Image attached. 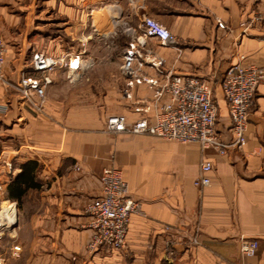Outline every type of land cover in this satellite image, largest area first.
Here are the masks:
<instances>
[{"label":"crops","instance_id":"1","mask_svg":"<svg viewBox=\"0 0 264 264\" xmlns=\"http://www.w3.org/2000/svg\"><path fill=\"white\" fill-rule=\"evenodd\" d=\"M23 1L0 0L9 78L25 66L32 50H42L32 48L27 38L8 34L12 27L18 32L16 22L30 14ZM51 1L64 16L69 35L75 27L71 1L65 0L68 6L64 0ZM139 1L145 14L148 10L175 40L164 46L150 38L149 45L164 57L167 69L210 83L218 106L217 130L228 137L221 80L240 55L244 66L264 68V21L256 18L264 20V0H152L160 5L156 9L151 0ZM147 72L156 75L152 69ZM77 80L55 72L40 112L0 85V103L7 105L0 113V206L10 211L0 264H264V78L248 113L245 146L224 155L195 143L108 131L111 114L122 113L129 123L139 115L152 120L168 106V95L156 97V88L142 84L133 86L126 98L122 76L115 112L104 115L101 103L107 96L97 93L90 103ZM202 159L210 160L212 169L209 185L198 187L193 181ZM26 162L33 185L18 200L15 193L24 185L16 179ZM108 165L121 170L141 212L131 216L123 249L88 252L91 231L83 209L101 194L99 175ZM242 236L258 241L254 256L240 254Z\"/></svg>","mask_w":264,"mask_h":264},{"label":"built area","instance_id":"2","mask_svg":"<svg viewBox=\"0 0 264 264\" xmlns=\"http://www.w3.org/2000/svg\"><path fill=\"white\" fill-rule=\"evenodd\" d=\"M256 18L264 21L260 16ZM218 25L223 27L220 21ZM137 27L139 32L131 31L130 40L121 54L120 69L124 80L122 94L130 98L133 86L146 84L157 89L156 97L166 93L169 104L155 112L152 120L139 115L129 123L124 114H111L106 119V129L111 132L149 134L183 144L195 143L202 150L211 148L221 155L232 147L245 146L248 113L255 90L264 78V68L244 66V56L240 55L225 70L221 88L230 125L229 136L224 138L217 130L218 106L210 83L199 76L181 75L167 69L164 57L149 45L150 38L157 40L160 45L173 44L175 40L170 30L147 14L141 16ZM6 50V43L0 37V85L16 92L24 105L37 112L42 111L46 88L52 83L55 72H62L69 81H75L87 65V60H83L80 53L63 51L50 55L36 49L31 51L16 81H12L5 73ZM149 69L155 71L156 75H150L147 72ZM158 77L163 78V81L159 82ZM6 110L7 105L0 103V113ZM211 169V161L202 159L194 185H209L208 172ZM99 181L101 194L88 201L83 209L87 218L86 226L91 231L86 250L123 249L131 216L141 212V202L129 195L128 184L119 168L104 166ZM9 212L0 206V241L9 228ZM12 248L14 251L19 250L17 245ZM238 248L243 257H252L258 250V241L242 236Z\"/></svg>","mask_w":264,"mask_h":264},{"label":"rangeland","instance_id":"3","mask_svg":"<svg viewBox=\"0 0 264 264\" xmlns=\"http://www.w3.org/2000/svg\"><path fill=\"white\" fill-rule=\"evenodd\" d=\"M70 1L69 10H72L75 27L69 35L64 33L67 25L64 16L53 8L51 0H24L25 11L29 10L30 14L18 19V32L12 27L8 34L12 38H27L32 42V48L38 47L49 53L63 50L80 53L87 65L76 83L86 91L90 103L97 93L107 96L101 103L104 115H107L115 112L116 100L120 96L123 48L130 40L131 31L139 32L137 26L145 11L139 0ZM68 2L64 0L63 4ZM151 5L154 9L160 6L152 0ZM147 13L153 17L148 10ZM28 26L33 27L27 29Z\"/></svg>","mask_w":264,"mask_h":264},{"label":"trees","instance_id":"4","mask_svg":"<svg viewBox=\"0 0 264 264\" xmlns=\"http://www.w3.org/2000/svg\"><path fill=\"white\" fill-rule=\"evenodd\" d=\"M126 45V44H125ZM22 174L16 179L18 180L17 182L23 183V187L17 189L16 195L17 199L19 200L20 196L27 190L28 187L33 185V182L31 180V170L32 167L29 165V162H26L25 164L22 165Z\"/></svg>","mask_w":264,"mask_h":264},{"label":"water","instance_id":"5","mask_svg":"<svg viewBox=\"0 0 264 264\" xmlns=\"http://www.w3.org/2000/svg\"><path fill=\"white\" fill-rule=\"evenodd\" d=\"M24 67V64L20 65L17 70L14 72V75L10 78L12 81H16V79L19 76L20 71L22 70V68Z\"/></svg>","mask_w":264,"mask_h":264}]
</instances>
